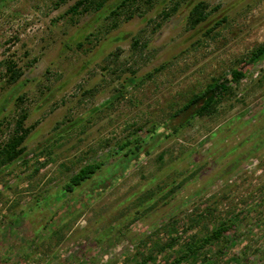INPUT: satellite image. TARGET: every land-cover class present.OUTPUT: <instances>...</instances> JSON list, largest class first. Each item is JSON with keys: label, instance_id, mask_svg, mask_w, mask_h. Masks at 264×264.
<instances>
[{"label": "rangeland", "instance_id": "obj_1", "mask_svg": "<svg viewBox=\"0 0 264 264\" xmlns=\"http://www.w3.org/2000/svg\"><path fill=\"white\" fill-rule=\"evenodd\" d=\"M263 43L264 0H0V264H264Z\"/></svg>", "mask_w": 264, "mask_h": 264}, {"label": "trees", "instance_id": "obj_2", "mask_svg": "<svg viewBox=\"0 0 264 264\" xmlns=\"http://www.w3.org/2000/svg\"><path fill=\"white\" fill-rule=\"evenodd\" d=\"M264 57V43L256 48V50L251 54V56L248 59V66H251L255 64L259 59ZM244 75L243 71L239 69H232V71L229 74L228 81L230 82H237L242 76ZM225 88V85L222 82L214 81L207 85L206 89L196 93L192 98H190L183 106L182 108L178 109L176 114L178 112H181L182 114H185L186 111H190L192 113H203L205 110L208 111L210 106L214 103L215 97H220L223 90ZM20 126V125H19ZM22 138V136L18 137V141ZM137 148V147H135ZM138 149V148H137ZM133 154H136L138 150L132 149L130 150ZM131 153V154H132ZM101 166V162H92L85 164L81 166L73 175L69 177V179L62 184L57 192L55 194L64 195L68 191L73 190L76 186L81 185L86 179L92 177L96 171ZM62 195H60V198H62ZM49 197H43L42 200L37 201L35 204L36 209H42L43 206L47 205V203H50ZM44 203V204H43ZM25 214V212H22ZM21 213V214H22ZM23 215V214H22ZM17 219V218H16ZM37 229H41V227L36 228L33 230L32 240L39 237V233L36 231ZM224 230V225H219L215 229H213L210 233L204 235L201 237L200 243L202 244H208L213 239H217L221 237L222 232ZM197 247H189L186 252H191L196 250ZM185 253H183L181 256H185ZM182 257H179L181 259ZM142 263H136V264H146L147 261L144 259L141 261ZM175 261H165V262H154L153 264H173Z\"/></svg>", "mask_w": 264, "mask_h": 264}]
</instances>
